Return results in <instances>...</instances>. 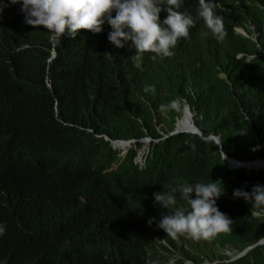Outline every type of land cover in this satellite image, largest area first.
I'll return each mask as SVG.
<instances>
[{
  "label": "trees",
  "instance_id": "1",
  "mask_svg": "<svg viewBox=\"0 0 264 264\" xmlns=\"http://www.w3.org/2000/svg\"><path fill=\"white\" fill-rule=\"evenodd\" d=\"M212 2L222 6L223 40L209 45L198 0H182L179 11L194 18L190 38L171 59L143 57L136 68L135 52L109 41L107 22L99 34L54 44L47 30L25 23L21 4L0 0L7 4L0 12V264H143L153 234L145 221L165 210L154 194L177 188L169 208L190 211L179 187L211 181L222 183L216 206L233 221L231 231L204 251L189 238L180 248L196 259L198 250L215 258L227 246L254 247L230 264H264V244L256 246L264 212L256 217L251 201L233 195L264 186V169L223 160L264 163V0ZM173 100L195 113L202 136L171 135L192 127L184 115L177 121L179 107H167ZM99 135L153 139L145 167L136 164L143 143L122 162Z\"/></svg>",
  "mask_w": 264,
  "mask_h": 264
},
{
  "label": "clouds",
  "instance_id": "2",
  "mask_svg": "<svg viewBox=\"0 0 264 264\" xmlns=\"http://www.w3.org/2000/svg\"><path fill=\"white\" fill-rule=\"evenodd\" d=\"M9 2L12 5L21 4L25 23L34 29L47 30L51 34V41L54 44L56 40L65 36L75 39L86 31L99 34L107 22L112 29L108 34L109 41L117 49L131 48L135 52L131 59L136 68L141 67L143 57H150L152 60H156L158 57L171 59L175 49L190 38L189 30L194 26V18L190 14L179 11L182 0H9ZM198 2L197 14L203 20L201 23L203 37L209 45L213 44L214 37L223 40L227 33L223 17L219 13V9H222L221 4H215L212 0H198ZM4 7H7V4L0 5V12ZM162 11H166L167 16L161 22ZM113 12H115L114 17ZM229 30L240 36H249L243 26H233ZM57 57L58 53L53 49L51 60ZM144 91L148 92L150 89L145 88ZM183 101L185 102V100ZM167 107L170 109L179 107L181 116L177 121L182 117L184 109L191 111L188 105L180 107L175 100L171 101ZM160 110L164 111L165 106L161 105ZM153 111L156 126L163 127L167 122L163 125L162 116L156 110ZM193 115L195 121V113ZM195 127L197 126L195 125ZM163 131L165 132L164 129ZM180 133L191 132L175 129L171 135ZM98 138L108 142L112 150L118 153L122 162L135 150L138 142L143 143L136 164L139 169L145 167L148 145L153 139L112 140L106 135H99ZM118 143H130L131 146L128 149H122L118 148ZM224 159L225 155L223 154ZM229 162L240 166L254 164H243L231 159ZM221 186L220 181H211L207 184H182L178 189L180 198L187 201L190 211L176 208L173 213L169 207L177 203L175 195L177 188H172L171 192L155 193V203L165 210L155 209L145 221V225L152 228L153 234L150 237V245L147 248L143 264H230L253 249L254 247H250L242 252L236 250L238 255H234L229 250L233 248L227 246L220 250V255L215 258H208L203 252L207 244L215 241L214 237L220 233L231 231L233 221L216 206L217 199L223 194ZM193 194L195 195L194 199L191 198ZM233 195L234 198L243 199L246 202L251 201L254 207L259 209L253 213L256 217L264 212V186L256 185L251 192L236 189ZM4 231L3 226H0V234ZM185 238L200 241L199 247L203 251L198 250L191 253L196 256V259L187 257V247L185 250L180 248L187 244ZM262 244H264V240L256 246ZM175 246H179V248Z\"/></svg>",
  "mask_w": 264,
  "mask_h": 264
},
{
  "label": "bare ground",
  "instance_id": "3",
  "mask_svg": "<svg viewBox=\"0 0 264 264\" xmlns=\"http://www.w3.org/2000/svg\"><path fill=\"white\" fill-rule=\"evenodd\" d=\"M183 115L186 117L187 120H189L192 124V127L190 129H187L185 131L187 132H192V131H195V123H194V115L193 113L189 110V109H184L183 111ZM119 144H122L124 146H126V148H130L131 144L130 143H119ZM230 163H233L235 164L234 162H230ZM232 164V165H233ZM231 165V166H232ZM237 165V164H236ZM238 168H260V169H264V163H261V162H257V163H254V164H251V165H248V166H240V165H237Z\"/></svg>",
  "mask_w": 264,
  "mask_h": 264
},
{
  "label": "water",
  "instance_id": "4",
  "mask_svg": "<svg viewBox=\"0 0 264 264\" xmlns=\"http://www.w3.org/2000/svg\"><path fill=\"white\" fill-rule=\"evenodd\" d=\"M191 134H198L199 136H202V132L197 128L195 127V131H192ZM208 139L210 140H214L216 141V143L220 144L221 142V139L219 137H215V136H212V137H209ZM226 162L229 161V159L227 157H225L224 159ZM230 163V162H229Z\"/></svg>",
  "mask_w": 264,
  "mask_h": 264
},
{
  "label": "rangeland",
  "instance_id": "5",
  "mask_svg": "<svg viewBox=\"0 0 264 264\" xmlns=\"http://www.w3.org/2000/svg\"><path fill=\"white\" fill-rule=\"evenodd\" d=\"M164 129V128H163ZM144 152V151H143ZM231 253H233L234 255H238V252L236 250L233 249H229Z\"/></svg>",
  "mask_w": 264,
  "mask_h": 264
}]
</instances>
